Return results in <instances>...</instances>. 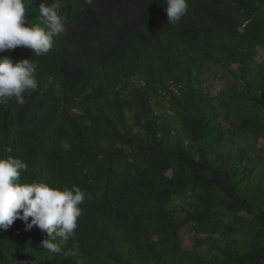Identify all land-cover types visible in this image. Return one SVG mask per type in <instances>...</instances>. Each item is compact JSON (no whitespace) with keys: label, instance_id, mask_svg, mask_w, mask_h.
Segmentation results:
<instances>
[{"label":"trees","instance_id":"16d2710c","mask_svg":"<svg viewBox=\"0 0 264 264\" xmlns=\"http://www.w3.org/2000/svg\"><path fill=\"white\" fill-rule=\"evenodd\" d=\"M58 2L67 32L47 54L0 52L38 79L24 105L0 103V156L27 163L21 180L90 194L57 238L80 255L17 219L0 264H264V0H188L176 25L166 0Z\"/></svg>","mask_w":264,"mask_h":264},{"label":"clouds","instance_id":"9594fccd","mask_svg":"<svg viewBox=\"0 0 264 264\" xmlns=\"http://www.w3.org/2000/svg\"><path fill=\"white\" fill-rule=\"evenodd\" d=\"M88 5L93 0H84ZM167 24L176 25L187 15L188 0H166ZM41 23H30L26 15V0H0V52L17 47L30 48L34 56H43L53 47L54 40L66 34L65 19L60 15L58 0H40ZM37 65L32 58L13 61L0 57V103L14 99L24 105L25 95L38 88ZM27 163L14 156H0V231L7 230L20 219L25 230L33 227L46 233L42 248L51 254L78 257L79 245L62 250L57 238L68 242L75 236L80 205L90 194L79 185L58 186L45 181L21 180ZM31 218V219H30Z\"/></svg>","mask_w":264,"mask_h":264},{"label":"rangeland","instance_id":"374dc122","mask_svg":"<svg viewBox=\"0 0 264 264\" xmlns=\"http://www.w3.org/2000/svg\"><path fill=\"white\" fill-rule=\"evenodd\" d=\"M221 84H222V80H219V79L214 80V82L212 83V92H213V94H216L219 91V89L221 87ZM155 109H156V111H158L160 113L169 114L170 116H172V112H170L167 109V103L166 102H164L161 105L156 106ZM171 118H173V117H171ZM172 122L174 124H176V122L173 119H172ZM189 235L190 234H189L188 230H184L183 231V237H184L183 246L185 248H189L190 245H191V241L189 240Z\"/></svg>","mask_w":264,"mask_h":264}]
</instances>
